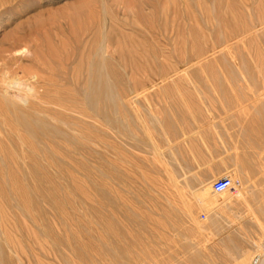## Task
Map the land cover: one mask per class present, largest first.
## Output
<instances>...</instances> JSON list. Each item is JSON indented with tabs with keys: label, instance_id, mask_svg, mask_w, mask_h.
Instances as JSON below:
<instances>
[{
	"label": "rangeland",
	"instance_id": "1",
	"mask_svg": "<svg viewBox=\"0 0 264 264\" xmlns=\"http://www.w3.org/2000/svg\"><path fill=\"white\" fill-rule=\"evenodd\" d=\"M22 6L19 19L16 8L1 7L0 39L19 21L23 29L37 21L49 48L73 42V65L92 41L85 29L101 20L103 55L119 76V128H101L104 153L89 161H0V264H236L243 252L258 251L264 0H24ZM222 15L244 17L246 45L218 49L200 62L209 68L188 67L178 34L216 25ZM144 43L157 50L160 64L128 62L129 48L135 56L140 51L131 45ZM222 175L239 185L213 193Z\"/></svg>",
	"mask_w": 264,
	"mask_h": 264
},
{
	"label": "bare ground",
	"instance_id": "2",
	"mask_svg": "<svg viewBox=\"0 0 264 264\" xmlns=\"http://www.w3.org/2000/svg\"><path fill=\"white\" fill-rule=\"evenodd\" d=\"M23 1L0 0V14L4 6L6 10L16 8L19 19L26 12ZM225 8L229 11L228 3ZM224 15L218 17L216 25H209V21L204 25L207 28L208 24L209 31L197 23L200 32L189 29L185 31L186 38L178 34L184 44L182 59L188 67L203 60L208 62L207 57L218 49L238 52L240 45H246L242 39L249 29L244 17ZM91 22L95 27L85 29V33H92V41L88 48L82 47L81 61L75 65L73 42L72 47L68 42L61 43V39L60 50L49 48L40 40L37 21L30 29L21 28L19 21L13 32L0 39V161H89L101 149V128L107 124L119 128V76L110 71L114 61L103 55L101 20ZM203 29L209 33L205 34ZM233 41L239 42L237 49L232 48ZM131 47L140 51L135 56L129 48L128 62L160 64L156 60L157 50L151 46L144 43ZM27 54L30 58L25 62ZM238 60L241 62V57ZM224 61L216 63L224 65ZM206 62L200 66L209 68L211 64ZM84 118L94 121V127ZM261 123L264 128V121ZM251 258L243 252L236 264H250ZM259 264H264V260Z\"/></svg>",
	"mask_w": 264,
	"mask_h": 264
},
{
	"label": "built area",
	"instance_id": "3",
	"mask_svg": "<svg viewBox=\"0 0 264 264\" xmlns=\"http://www.w3.org/2000/svg\"><path fill=\"white\" fill-rule=\"evenodd\" d=\"M238 185V181L234 180L229 175H222L213 181L211 190L213 193L220 194L226 190L234 189ZM262 259L264 260V242L261 244V247L258 248V251L252 254L250 264H259Z\"/></svg>",
	"mask_w": 264,
	"mask_h": 264
}]
</instances>
